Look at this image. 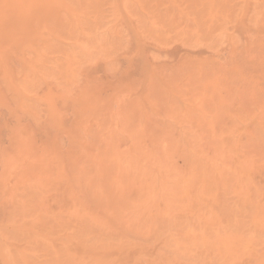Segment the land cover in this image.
Listing matches in <instances>:
<instances>
[{"label":"rangeland","instance_id":"rangeland-1","mask_svg":"<svg viewBox=\"0 0 264 264\" xmlns=\"http://www.w3.org/2000/svg\"><path fill=\"white\" fill-rule=\"evenodd\" d=\"M118 1L0 31V264H264V0Z\"/></svg>","mask_w":264,"mask_h":264},{"label":"bare ground","instance_id":"bare-ground-1","mask_svg":"<svg viewBox=\"0 0 264 264\" xmlns=\"http://www.w3.org/2000/svg\"><path fill=\"white\" fill-rule=\"evenodd\" d=\"M104 1L106 2V0H0V31L4 32V31L9 30L8 33L16 34V36L18 37L21 34H24V33H27V32L34 30V27L35 28H39L42 26L47 27L48 24L56 22L57 19L60 17H62L63 19L65 18V19H71L72 20V17L75 16L73 18V20L75 22V18H76V14H77L75 12V11H77V10H75L76 8L81 10V8L84 7V5H85V7L87 6L86 4L88 2H89L88 4L90 5V9H93L96 5H98V8H99V3L100 2L105 3ZM108 1H110V3H111V1L113 2L114 0H108ZM172 1L173 0H171V2ZM189 1H191V0H189ZM114 2H113V4L111 3V5H113L112 8H115L119 1L116 0L115 5H114ZM108 3L109 2H107V4L105 3L106 6L110 4V3L109 4ZM105 4H104V6H105ZM91 6H92V8H91ZM118 6H119V4L117 5V7ZM168 7L170 8V6H168ZM94 10H95V8H94ZM98 10H97V13L100 12ZM93 11H91V12L93 13ZM153 11H154V9H153ZM155 11H156V9H155ZM94 12L96 13V11H94ZM97 13H96V15H98V14H99V16L101 15L100 13H98V14ZM104 13H106V12H104ZM99 16H95V17H97V19H98ZM27 21L30 23L33 22V24H31L29 29H25L24 31H21L19 29V25H21V23H25ZM95 21H96V19H95ZM77 23L79 24V27H80V23H81L80 19H77ZM77 23H76V25H77ZM14 39H15V35H14ZM171 171H173V170H171ZM0 252H1V250H0ZM0 256H1V254H0Z\"/></svg>","mask_w":264,"mask_h":264}]
</instances>
